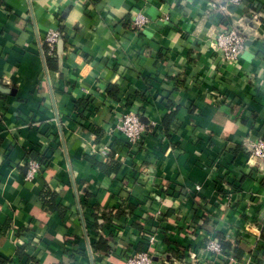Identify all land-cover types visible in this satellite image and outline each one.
<instances>
[{
    "label": "crops",
    "instance_id": "1",
    "mask_svg": "<svg viewBox=\"0 0 264 264\" xmlns=\"http://www.w3.org/2000/svg\"><path fill=\"white\" fill-rule=\"evenodd\" d=\"M213 1L0 0L5 264H93L90 245L95 264H119L150 236L156 264H197L211 238L235 248V264H264V165L245 150L264 139V0ZM236 25L247 42L231 64L216 36ZM128 112L151 130L139 151L117 130ZM30 160L44 168L29 180Z\"/></svg>",
    "mask_w": 264,
    "mask_h": 264
},
{
    "label": "built area",
    "instance_id": "2",
    "mask_svg": "<svg viewBox=\"0 0 264 264\" xmlns=\"http://www.w3.org/2000/svg\"><path fill=\"white\" fill-rule=\"evenodd\" d=\"M239 3H241V0H215L210 3V5L213 9L223 10L227 4ZM251 20L260 23L259 14L253 12L251 14ZM147 23L148 19L144 15L139 14L136 16L133 24L139 29L144 27ZM60 38L61 33L59 31L51 30L47 33L44 42L45 48L43 49V55L45 57H55L57 43ZM246 42V36L238 32L234 26H224L216 36L217 50L222 53L224 61L231 64H235L239 61L246 49ZM117 127V130L124 136L133 151H139V149H141L146 134L151 131L148 126L142 122L141 117L134 112L125 113ZM245 146L250 165L252 167L259 166L260 164L255 159L264 160V139L260 138L247 142ZM110 152L111 149H103L99 154L104 158H108ZM43 168V161L30 160L27 165V179H34L41 173ZM197 189H200V187H197ZM223 242H225V239L220 240L219 238H211L204 252L192 253L190 258L196 261L197 264H203L205 261L213 264H222L225 261L235 264L236 259L233 255L235 248L232 246V248L225 250L223 248ZM155 244V236L148 237L147 246L150 247L149 249L147 247V249L141 252L120 257L119 264H156L153 260L155 254L153 252V247H155ZM89 248L91 260L93 264H95L97 260L96 254L93 251L92 245H90Z\"/></svg>",
    "mask_w": 264,
    "mask_h": 264
},
{
    "label": "trees",
    "instance_id": "3",
    "mask_svg": "<svg viewBox=\"0 0 264 264\" xmlns=\"http://www.w3.org/2000/svg\"><path fill=\"white\" fill-rule=\"evenodd\" d=\"M55 62H56L55 57H48L47 63H48L50 68H54L55 67V65H56ZM108 92H109V95L111 97L117 98L118 88L116 86L111 85L108 88ZM172 117H174V114H173V116L169 115V117H168L169 119L166 121L167 127L172 123ZM50 196H51V199H50V202H51V200L53 199V195H50ZM47 206L49 208H51L52 210L56 208L55 205L52 204V203H48ZM261 232H262V239L264 240V226L262 227V231ZM223 248L225 250H228V249H230V245L229 244H225L223 242ZM96 249H95V251H99L100 252L101 250H103V251H107V253H108L111 250V247L109 245V241L100 239L99 243H97V245H96ZM0 264H5V259L0 257Z\"/></svg>",
    "mask_w": 264,
    "mask_h": 264
},
{
    "label": "water",
    "instance_id": "4",
    "mask_svg": "<svg viewBox=\"0 0 264 264\" xmlns=\"http://www.w3.org/2000/svg\"><path fill=\"white\" fill-rule=\"evenodd\" d=\"M236 30L238 31V32H240L241 34H243V35H246V33L244 32V30H243V28H241L240 26H237L236 25ZM60 43V42H59ZM62 43V42H61ZM0 92H5V93H8V90L7 89H4L3 87H0ZM142 122L143 123H147V120H145V119H142ZM259 164H263L264 165V160H262V159H255Z\"/></svg>",
    "mask_w": 264,
    "mask_h": 264
}]
</instances>
